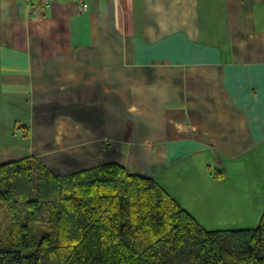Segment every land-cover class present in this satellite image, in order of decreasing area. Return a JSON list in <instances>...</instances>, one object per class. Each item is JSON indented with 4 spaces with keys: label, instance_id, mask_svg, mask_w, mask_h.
Here are the masks:
<instances>
[{
    "label": "crops",
    "instance_id": "1",
    "mask_svg": "<svg viewBox=\"0 0 264 264\" xmlns=\"http://www.w3.org/2000/svg\"><path fill=\"white\" fill-rule=\"evenodd\" d=\"M261 146L264 0H0L1 163H117L180 204L214 154Z\"/></svg>",
    "mask_w": 264,
    "mask_h": 264
},
{
    "label": "trees",
    "instance_id": "2",
    "mask_svg": "<svg viewBox=\"0 0 264 264\" xmlns=\"http://www.w3.org/2000/svg\"><path fill=\"white\" fill-rule=\"evenodd\" d=\"M0 264H264V213L211 231L117 163L58 176L32 157L0 162Z\"/></svg>",
    "mask_w": 264,
    "mask_h": 264
},
{
    "label": "rangeland",
    "instance_id": "3",
    "mask_svg": "<svg viewBox=\"0 0 264 264\" xmlns=\"http://www.w3.org/2000/svg\"><path fill=\"white\" fill-rule=\"evenodd\" d=\"M17 132L20 140V128ZM210 166L214 180L206 193L191 181L179 185V190H187L180 198L192 213L187 211L211 231L257 227L264 213V147L241 154H214ZM3 215L1 210L2 219Z\"/></svg>",
    "mask_w": 264,
    "mask_h": 264
},
{
    "label": "built area",
    "instance_id": "4",
    "mask_svg": "<svg viewBox=\"0 0 264 264\" xmlns=\"http://www.w3.org/2000/svg\"><path fill=\"white\" fill-rule=\"evenodd\" d=\"M25 3L29 7V12L31 14H35L38 10L46 11L49 8L60 1L63 0H20ZM80 10L81 12H86L88 10V5L85 2L80 3Z\"/></svg>",
    "mask_w": 264,
    "mask_h": 264
}]
</instances>
